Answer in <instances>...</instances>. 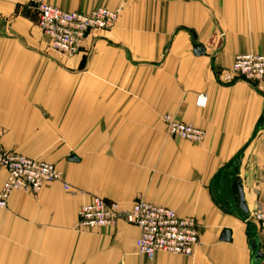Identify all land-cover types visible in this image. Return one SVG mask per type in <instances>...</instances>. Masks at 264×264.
Returning <instances> with one entry per match:
<instances>
[{"label": "crops", "instance_id": "1", "mask_svg": "<svg viewBox=\"0 0 264 264\" xmlns=\"http://www.w3.org/2000/svg\"><path fill=\"white\" fill-rule=\"evenodd\" d=\"M47 1L120 15L67 58L49 48L30 0H0V141L62 172L0 208V264H264L233 191L239 176L249 211L264 203V82L220 80L237 55L264 54V0ZM203 93L206 107L197 105ZM167 114L204 129V140L171 136ZM6 178L0 169V188ZM94 196L195 217L203 224L196 254L149 259L140 228L124 221L79 228Z\"/></svg>", "mask_w": 264, "mask_h": 264}, {"label": "built area", "instance_id": "2", "mask_svg": "<svg viewBox=\"0 0 264 264\" xmlns=\"http://www.w3.org/2000/svg\"><path fill=\"white\" fill-rule=\"evenodd\" d=\"M194 1V0H185ZM30 6L38 13V24L49 40V47L64 57L80 53L91 31L109 30L117 22L120 9L97 7L91 11L68 10L47 0H30ZM223 37L224 34L221 33ZM242 78L256 85L264 82V54L244 53L235 57L231 69L220 74V80L228 83ZM208 95L197 97V105L206 107ZM167 132L174 137L201 143L205 130L167 114L164 117ZM0 169L7 178L0 188V208H7L15 191L39 193L44 185L62 181V172L56 164L7 150L0 141ZM68 191H75L65 183ZM120 221L136 225L141 230L139 252L149 259L166 252L194 256L201 244L203 224L195 217L181 216L174 209L137 199L132 206L122 207L115 201L94 196L81 206L79 228H113ZM254 224L261 244H264V203L258 204L245 217Z\"/></svg>", "mask_w": 264, "mask_h": 264}, {"label": "water", "instance_id": "3", "mask_svg": "<svg viewBox=\"0 0 264 264\" xmlns=\"http://www.w3.org/2000/svg\"><path fill=\"white\" fill-rule=\"evenodd\" d=\"M203 50L204 49H203L202 46H200V45L196 46V52L197 53H201V52H203ZM71 159H75V157L72 156ZM236 172H237V174H239L238 170ZM233 191L238 196V205H237L238 209L240 211H242L243 213L248 214L249 213V208H248V205H247L246 200H245V193H244V190H243V183H242V180H241V178L239 176L236 177V180H235V182L233 184ZM230 237H231V230L230 229H225L223 231V234H222L221 238L223 240L228 241V240H230ZM256 246H257V244L255 243L254 247L256 248ZM263 257H264V253L262 251L258 250L255 253L254 260L256 262H259V261H261L263 259Z\"/></svg>", "mask_w": 264, "mask_h": 264}, {"label": "trees", "instance_id": "4", "mask_svg": "<svg viewBox=\"0 0 264 264\" xmlns=\"http://www.w3.org/2000/svg\"><path fill=\"white\" fill-rule=\"evenodd\" d=\"M249 239H250V241H251V248H252V250L255 252V247L253 246V241H252L253 239H252L250 233H249Z\"/></svg>", "mask_w": 264, "mask_h": 264}, {"label": "rangeland", "instance_id": "5", "mask_svg": "<svg viewBox=\"0 0 264 264\" xmlns=\"http://www.w3.org/2000/svg\"><path fill=\"white\" fill-rule=\"evenodd\" d=\"M50 48V47H49ZM54 52H56V51H54ZM56 53H58V54H60V55H62L61 53H59V52H56ZM62 56H64V55H62ZM235 209H237V207L235 206ZM254 209V208H253ZM253 234V233H252ZM260 248H261V250L262 251H264V244H261V246H260Z\"/></svg>", "mask_w": 264, "mask_h": 264}]
</instances>
